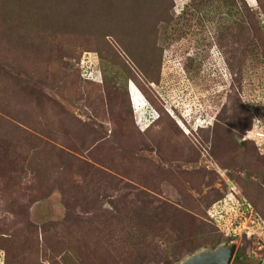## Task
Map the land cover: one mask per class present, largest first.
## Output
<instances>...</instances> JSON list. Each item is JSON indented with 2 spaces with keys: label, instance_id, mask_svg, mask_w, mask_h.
Wrapping results in <instances>:
<instances>
[{
  "label": "rangeland",
  "instance_id": "rangeland-1",
  "mask_svg": "<svg viewBox=\"0 0 264 264\" xmlns=\"http://www.w3.org/2000/svg\"><path fill=\"white\" fill-rule=\"evenodd\" d=\"M172 2L155 35L164 51L151 96L175 125L151 123L144 83L112 64L98 76L94 44L81 49L56 32L54 60L44 51L33 58L24 40L11 39L18 30L1 32L0 264H121L127 229L143 250V206L168 225L165 244L179 257L171 264L227 238L226 224L244 218L253 220L249 231L227 238L240 253L230 264H264L259 1ZM183 113L193 116L191 129ZM144 241L154 258L135 264H170L164 242Z\"/></svg>",
  "mask_w": 264,
  "mask_h": 264
},
{
  "label": "trees",
  "instance_id": "trees-1",
  "mask_svg": "<svg viewBox=\"0 0 264 264\" xmlns=\"http://www.w3.org/2000/svg\"><path fill=\"white\" fill-rule=\"evenodd\" d=\"M257 1L264 16V0ZM172 5V0H0V35L1 32L6 33V29L18 30V39L16 37L11 39L16 43L24 40L23 47L29 49L31 57L41 55L44 51V54L53 60L55 55L49 51L52 40L50 37L53 33L61 32L68 38L75 37L84 44V46L81 44V49L84 47L91 49L90 45L94 44L95 47L91 51L97 54L100 65L96 74L100 76L102 73L105 77L107 67L112 64L123 70L126 78L132 79L138 88L144 83L147 88L138 90L157 114L151 123L166 117L175 125L174 118L168 114L164 105L154 101L151 96L153 91L151 83H159L164 51L162 47L156 45L155 35L158 25L170 20L169 10ZM23 32L33 34L27 37ZM59 42L63 44L64 38ZM94 59H96L95 54ZM130 99L132 101L131 95ZM132 103L135 104L134 101ZM182 117L188 125L190 124L187 128L191 129L193 116L189 117L185 114ZM252 126L254 127L253 123ZM250 131H252L251 125L246 132ZM185 133L188 135L192 132L188 130ZM251 139L248 136L243 138L249 141ZM135 211L137 213L139 209ZM143 211L147 212L149 218L143 221L146 235L141 239L150 241V246L164 242L163 252H166L164 255L172 257L168 262L164 260L165 263L171 264L178 260L179 257L176 255L178 250L173 252L171 246L165 244L164 233L168 225L163 230L160 222L150 219L152 211L149 212L146 206H143ZM259 218L264 221L261 215ZM132 233L134 232H131L130 228L127 229L126 236L129 237L126 238L127 246L117 249L118 258L122 260L124 256L121 264H135L137 259L151 262L155 251L152 252L153 255L151 251H147L144 240L143 250L141 243L136 246L138 241L134 236L137 232L135 235ZM226 237L231 238V236ZM227 238L218 237L209 245L214 247L218 243L228 242ZM119 241L118 236L113 235L110 238V245L116 246ZM239 254L236 252L235 257Z\"/></svg>",
  "mask_w": 264,
  "mask_h": 264
},
{
  "label": "water",
  "instance_id": "water-1",
  "mask_svg": "<svg viewBox=\"0 0 264 264\" xmlns=\"http://www.w3.org/2000/svg\"><path fill=\"white\" fill-rule=\"evenodd\" d=\"M236 251V241L221 242L214 247H203L175 264H230Z\"/></svg>",
  "mask_w": 264,
  "mask_h": 264
},
{
  "label": "built area",
  "instance_id": "built-area-1",
  "mask_svg": "<svg viewBox=\"0 0 264 264\" xmlns=\"http://www.w3.org/2000/svg\"><path fill=\"white\" fill-rule=\"evenodd\" d=\"M239 222H228L226 225V236L234 237L235 235H239L240 233L247 232L249 227H252L253 220L251 218H244L243 220H238ZM251 230V228H250Z\"/></svg>",
  "mask_w": 264,
  "mask_h": 264
},
{
  "label": "flooded vegetation",
  "instance_id": "flooded-vegetation-1",
  "mask_svg": "<svg viewBox=\"0 0 264 264\" xmlns=\"http://www.w3.org/2000/svg\"><path fill=\"white\" fill-rule=\"evenodd\" d=\"M236 253V252H235ZM234 256H235V254H234Z\"/></svg>",
  "mask_w": 264,
  "mask_h": 264
},
{
  "label": "clouds",
  "instance_id": "clouds-1",
  "mask_svg": "<svg viewBox=\"0 0 264 264\" xmlns=\"http://www.w3.org/2000/svg\"><path fill=\"white\" fill-rule=\"evenodd\" d=\"M234 257V256H233Z\"/></svg>",
  "mask_w": 264,
  "mask_h": 264
}]
</instances>
